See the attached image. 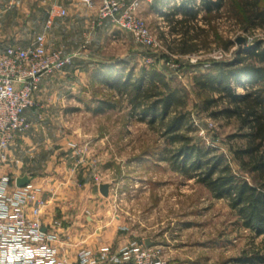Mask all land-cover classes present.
<instances>
[{"label": "rangeland", "instance_id": "rangeland-1", "mask_svg": "<svg viewBox=\"0 0 264 264\" xmlns=\"http://www.w3.org/2000/svg\"><path fill=\"white\" fill-rule=\"evenodd\" d=\"M197 3L195 0L194 4ZM142 20L154 40L152 44H141L130 32L113 29L120 40L110 35L98 56L119 60H113L110 67L102 71L93 65L99 75H104V82L99 81L102 76L94 79L93 85L86 82L82 94L85 100L103 99L114 102L115 106L96 116L82 110L80 117L87 134L85 138L94 141L102 135L101 148L108 150V164L114 163L107 176V179H116L112 193L108 194L111 203L108 211L111 215L124 216L133 229H138L137 239L144 243L149 241L150 246L159 250L166 264H234V258L259 244L264 235L254 237V233L241 224L236 209L226 198L213 197L195 176L174 170L168 162L158 159L168 144L160 135L157 121L150 125L147 119L132 115L116 82L129 79L130 73L132 81L142 78L148 85L149 77L145 71L162 73L171 87L184 91L185 110L190 112L192 124L187 134L200 146L214 148L216 153L223 154L234 173L252 182L251 175L232 159L229 149L230 145L243 142L237 137L230 138L238 132L237 121L226 117L214 119L201 109L193 76L208 70L212 61L231 60L236 49L244 48L243 43L236 42L237 37L243 36L245 43H255L264 35L260 30L245 33L222 15L213 24L216 34L222 41L232 39L235 45L224 50L222 41L209 30L199 38L200 51L177 55L175 42L162 38L163 29L158 28L159 24ZM160 22L163 23V19ZM95 84L101 88L95 90ZM236 91L241 93L243 88L238 84ZM121 175H124L123 179Z\"/></svg>", "mask_w": 264, "mask_h": 264}, {"label": "crops", "instance_id": "crops-1", "mask_svg": "<svg viewBox=\"0 0 264 264\" xmlns=\"http://www.w3.org/2000/svg\"><path fill=\"white\" fill-rule=\"evenodd\" d=\"M180 2L141 0L135 11L146 21L159 24L164 35L161 37L173 42L178 35L170 31L171 22L166 14ZM52 3L53 0H0V50L9 43L29 44L35 34L42 31ZM60 3L66 14L53 19L46 32L47 47L61 49L64 54H76L65 68L42 76L34 94L35 104L24 111L30 127L10 145L5 160H0V177L10 178L8 192L16 187L15 179L23 175L29 176L30 183L42 190L47 198L41 215L42 227L56 235L53 244L58 257L66 259L68 264H76L78 250L89 248L96 251L101 246L116 250L132 239L138 240L139 232L124 216L111 215L108 211L109 196L116 179H107V176L114 163L108 164V150L101 148L102 135L94 141L85 138L87 134L80 118L82 110L96 116L113 108L108 107L103 99L85 100L82 94L86 82L93 85L94 79L103 75H99L93 65L102 71L110 67L113 60H119L98 56L109 36H116L113 30L116 28L105 19L91 33L96 7L88 8L73 0H61ZM178 17L180 13L174 18ZM162 19L163 23L160 22ZM116 39L120 40L118 34ZM103 76L100 82H104ZM99 88L101 86L95 90ZM93 174H99L98 183L93 181ZM101 183L109 184V196L101 194ZM26 213L29 215V210Z\"/></svg>", "mask_w": 264, "mask_h": 264}, {"label": "trees", "instance_id": "trees-1", "mask_svg": "<svg viewBox=\"0 0 264 264\" xmlns=\"http://www.w3.org/2000/svg\"><path fill=\"white\" fill-rule=\"evenodd\" d=\"M181 0L166 14L170 31L179 55L200 51L203 33L214 32L213 25L222 15L245 33L262 31L264 35V0ZM202 14L198 17V13ZM180 13V17L174 18ZM201 21V24L198 22ZM235 45L230 38L222 41L228 50ZM208 70L193 76V85L201 99V109L210 117L234 118L238 132L230 138L243 142L230 145L232 159L240 169L251 175L252 182L234 173L223 154L214 148L200 146L188 135L192 129L190 112L185 110L184 91L171 87L165 76L155 70L147 73L148 85L142 78L116 82L120 96H124L132 115L147 119L152 125L157 121L160 135L167 142L159 160L185 175L195 176L206 186L213 197L226 198L235 208L241 224L255 236L264 235V37L251 48L234 51L231 60L212 61ZM250 83L247 88L245 85ZM243 92L236 91V85ZM108 107L114 102L105 101ZM234 264H264V238L259 244L234 258Z\"/></svg>", "mask_w": 264, "mask_h": 264}, {"label": "built area", "instance_id": "built-area-1", "mask_svg": "<svg viewBox=\"0 0 264 264\" xmlns=\"http://www.w3.org/2000/svg\"><path fill=\"white\" fill-rule=\"evenodd\" d=\"M60 1L53 0L42 31L35 34L29 44L9 43L0 50L1 161L5 160L6 152L17 136L30 127L24 111L35 104L34 94L42 76L60 70L76 54H64L61 49L47 47L46 32L53 19L66 14ZM73 1L88 8L96 7L91 33L109 19L117 30L130 32L136 42L150 45L154 41L135 11L141 0L129 3L120 0ZM92 179L98 183L99 174H93ZM9 181L7 176L0 177V264H68L66 259L57 255L53 244L56 235L42 227L41 215L47 205L42 190L29 181L25 186H16L8 192ZM26 210H29V215ZM153 247L132 239L116 250L108 246H101L96 251L82 248L77 252L76 264H166L159 250Z\"/></svg>", "mask_w": 264, "mask_h": 264}, {"label": "water", "instance_id": "water-1", "mask_svg": "<svg viewBox=\"0 0 264 264\" xmlns=\"http://www.w3.org/2000/svg\"><path fill=\"white\" fill-rule=\"evenodd\" d=\"M236 42L238 43V44H242L243 45V47L244 48H251L252 46H253V44L254 43H245V38L243 37V36H239V37H237L236 38ZM29 181H30V177L29 176H27V175H23V176H20V177H17L16 179H15V185L17 186V187H22V186H25L26 184H28L29 183ZM108 187H109V184H107V183H101L100 185H99V190H100V192H101V194L103 195V196H107L108 195ZM146 245H149V243L148 242H146L145 243Z\"/></svg>", "mask_w": 264, "mask_h": 264}]
</instances>
